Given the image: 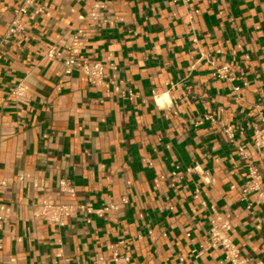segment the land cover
I'll list each match as a JSON object with an SVG mask.
<instances>
[{
    "label": "crops",
    "instance_id": "0c3cea01",
    "mask_svg": "<svg viewBox=\"0 0 264 264\" xmlns=\"http://www.w3.org/2000/svg\"><path fill=\"white\" fill-rule=\"evenodd\" d=\"M21 3L0 0V264H225L205 249L214 221L264 261V208L243 193L249 161L264 184V0ZM72 47L123 93L45 58ZM43 201L77 210L58 227Z\"/></svg>",
    "mask_w": 264,
    "mask_h": 264
},
{
    "label": "built area",
    "instance_id": "2783aa9c",
    "mask_svg": "<svg viewBox=\"0 0 264 264\" xmlns=\"http://www.w3.org/2000/svg\"><path fill=\"white\" fill-rule=\"evenodd\" d=\"M33 2L34 0H22L20 7L16 10V14L18 16L24 15ZM102 8L103 4L95 3L93 10L90 13V17L94 19L96 17L97 10ZM17 30L18 26L13 24L8 27L7 35H13L17 32ZM76 54L77 51L74 47L68 49L67 53L51 49L46 52L45 58L60 63L64 67L67 74L77 70L81 79L87 80L91 85L100 87L105 93H109L110 91H113L114 93H123V82L119 81L115 83L108 79L105 74V68L101 63L88 62L78 65ZM229 72L230 70L228 66H222L213 71V77L219 80H228L230 82H234V78L229 76ZM233 90L238 93L240 87L234 86ZM26 93L27 88L23 83H20L12 91V96L17 99H24ZM207 120L211 122H217L213 115L208 116ZM227 132L229 135H232L234 131L233 129L228 128ZM252 138V143L256 152L261 158H264V121L262 127L254 128ZM239 155H246L244 149H239ZM199 169V165H195L192 170L198 171ZM247 173L248 181L243 189V193L245 195L248 193H253L256 197V202L264 208V184H261L260 182L261 175L259 168L249 161ZM3 185L4 183L0 181V188ZM60 185L63 187L65 184L60 183ZM76 210L77 209L73 206L53 204L48 201H43L35 216L44 219L50 224L62 227L64 226V220L67 217L72 216ZM107 210L108 208L103 209V211ZM86 211L89 213L90 209H86ZM3 219L4 217L0 213V222L3 221ZM262 223L264 225V217L262 218ZM205 249H214L220 251L225 264H264V261L250 262L249 260L242 258L228 234V227L225 224L218 223L217 221L211 223L207 235Z\"/></svg>",
    "mask_w": 264,
    "mask_h": 264
},
{
    "label": "bare ground",
    "instance_id": "6f19581e",
    "mask_svg": "<svg viewBox=\"0 0 264 264\" xmlns=\"http://www.w3.org/2000/svg\"><path fill=\"white\" fill-rule=\"evenodd\" d=\"M157 102H158V103H160V101H159V100H157Z\"/></svg>",
    "mask_w": 264,
    "mask_h": 264
}]
</instances>
